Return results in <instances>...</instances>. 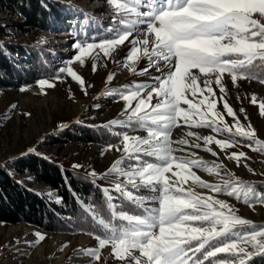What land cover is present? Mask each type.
<instances>
[{"label":"snow or ice","instance_id":"6c2138e0","mask_svg":"<svg viewBox=\"0 0 264 264\" xmlns=\"http://www.w3.org/2000/svg\"><path fill=\"white\" fill-rule=\"evenodd\" d=\"M106 3L112 9L106 37L74 43L75 55L59 73L87 95L85 80L72 64L83 66L87 58L115 60L126 50L122 67L130 74L145 75L155 67L160 75L152 76L150 83L133 82L105 92L123 102V119L107 125L118 140L106 145L107 151L115 149L121 155L98 177L110 185L102 187L110 217L102 214V207L87 204L84 208L97 226L89 232L98 241L95 248L85 251L89 264L99 262L107 246L119 264H249L256 256L264 257V226L241 218L232 204L218 198L231 197L253 207L264 205V192L235 177L222 163H209L194 151L218 157L212 145L226 152L242 140H254L264 149L251 125L241 124L225 98L224 85L225 74L233 85L238 79L264 84V0ZM145 59L147 66L138 70ZM92 71H96L95 64ZM113 78L110 73L106 83ZM54 79L59 81L60 76ZM213 84L221 94L218 98ZM55 86L47 79L37 81L41 94ZM251 100L257 103L255 95ZM219 101L235 121L231 125L217 109ZM258 108L264 116V102ZM182 128L187 130L174 139V130ZM244 146L260 150L253 144ZM225 158L239 166L246 157L240 151ZM196 170L216 177L217 182L202 179ZM37 236L40 241L45 238Z\"/></svg>","mask_w":264,"mask_h":264},{"label":"rangeland","instance_id":"374dc122","mask_svg":"<svg viewBox=\"0 0 264 264\" xmlns=\"http://www.w3.org/2000/svg\"><path fill=\"white\" fill-rule=\"evenodd\" d=\"M51 1L60 2L67 7L64 9V17L54 20V29L26 30L29 32L18 28V23L22 19L10 0L0 2V28L7 33V41L17 45L43 47L51 59L53 68V74L33 80L26 86L0 89V164L8 165L10 160L22 154L33 153L47 157L63 167L86 173L96 178L102 187H110L105 179L98 177L106 173L110 166L120 158L121 153L115 149L107 151L106 146L94 143L81 141L62 143L60 132L78 123L88 126H107L114 119H123L120 116L123 102L118 101L116 97L105 95L106 90L133 82L150 83L151 77L158 76L160 73L153 67L145 75L130 74L122 67L126 50H122L115 60L87 58L83 66L78 62L72 64L73 69L85 80V91L87 92L85 95L76 82L67 75L60 74L58 70L66 67L74 57L76 52L74 43L99 41L106 37L105 30L111 23L112 9L106 0H102L106 8L104 15L92 9L96 5L94 0ZM63 34L69 36L68 41L62 36ZM93 64L96 65L95 72L92 71ZM146 66L147 60L145 59L137 67L139 70ZM163 71H167V68ZM110 73L114 74V78L110 83H106V78ZM56 76H60L59 81L54 79ZM41 79H47L56 86L44 89L46 94H41V90L37 87V81ZM224 85L225 98L236 112L241 124L245 128L250 124L256 133L255 138L264 144V116L260 115L258 108V104L264 102V84L254 79H238L236 85H233L230 76L225 74ZM213 88L218 98L221 95L219 89L214 84ZM253 95L257 97L256 104L252 103ZM13 105H15L14 108ZM241 108L244 109L243 113L240 112ZM217 109L223 113L225 122L229 125L235 122L224 112L223 101L218 102ZM25 113H30V115L26 116ZM186 130V128L175 129L173 138H179ZM193 130L215 135L210 130ZM138 134L143 135L144 133ZM237 139L241 138L237 137ZM246 144H253V147L260 149L254 140H242L226 152H219L215 145H212L213 150L218 152V157H212L201 150L194 151H197L198 156L209 163L212 161L222 163L227 170L242 181L264 182V175H262L264 173V149L253 151L244 146ZM30 149L33 151H29ZM240 151L245 153L246 158L240 159L239 166L235 160L225 158L226 154ZM245 164L247 167L244 166ZM74 165L79 167H74ZM8 167L15 178L27 187L44 193L51 192L47 186L36 183L30 173L20 174L10 166ZM196 171L202 179L210 183L217 182L216 177L208 176L199 170ZM93 172L97 174L95 177L92 175ZM197 191L210 194L207 190L197 189ZM141 194L151 195L147 191H142ZM218 198L225 199L232 204L236 209V214L241 218L248 219L255 225L264 226V205L256 204L248 207L231 197L219 196ZM37 234L45 238L40 241ZM97 244L98 241L90 234L49 233L26 223H0V264H89L85 251L95 248ZM249 250L251 251L250 248ZM100 254L101 260L95 264H119L111 257L110 246L102 249Z\"/></svg>","mask_w":264,"mask_h":264},{"label":"trees","instance_id":"16d2710c","mask_svg":"<svg viewBox=\"0 0 264 264\" xmlns=\"http://www.w3.org/2000/svg\"><path fill=\"white\" fill-rule=\"evenodd\" d=\"M10 2L22 19L18 28L24 32L54 29V20L62 19L64 9H67L64 4L51 0ZM6 36L7 33L0 28V89L26 86L33 80L53 74L51 59L43 47L13 44L7 41ZM13 53L16 57L11 55ZM60 138L63 139L62 143L81 141L103 146L118 140L113 135V129L108 126H88L82 123L61 131ZM8 166L20 174L30 173L36 183L47 186L51 192L44 193L27 187L15 178ZM252 184L264 192V182ZM87 204L102 207V214L110 217L101 184L86 173L63 167L47 157L33 153L22 154L10 160L8 165L0 164L2 224L26 223L49 233L89 234L97 226L92 222L91 215L84 211ZM249 264H264V257L256 256Z\"/></svg>","mask_w":264,"mask_h":264},{"label":"bare ground","instance_id":"6f19581e","mask_svg":"<svg viewBox=\"0 0 264 264\" xmlns=\"http://www.w3.org/2000/svg\"><path fill=\"white\" fill-rule=\"evenodd\" d=\"M94 1H96V2H95L96 5H94L92 9H93L95 12H98V13L104 15V14L106 13V8H105V6H104V4H103V1H102V0H94ZM62 36H64V38L66 37V41H68L69 36H66V34H63ZM66 41H65V42H66Z\"/></svg>","mask_w":264,"mask_h":264}]
</instances>
